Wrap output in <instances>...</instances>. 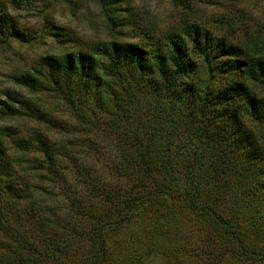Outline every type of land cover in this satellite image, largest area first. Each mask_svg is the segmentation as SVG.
<instances>
[{"label": "trees", "instance_id": "obj_1", "mask_svg": "<svg viewBox=\"0 0 264 264\" xmlns=\"http://www.w3.org/2000/svg\"><path fill=\"white\" fill-rule=\"evenodd\" d=\"M116 2L97 0L111 22ZM194 2L185 1L168 31L41 56L37 68L15 77L59 98L73 123L57 118L49 126L76 139L114 179L106 184L94 169H79L75 195L45 205L19 182L0 139V264H128L118 237L146 220L168 239L165 250L180 244L184 228L203 264H264V37L251 31L245 42L231 41L238 19L216 18L225 29L219 35L198 21ZM7 38L26 40L0 7V42ZM7 96L0 118L35 116L31 101ZM48 144L35 142L36 169L46 174L40 182L55 177ZM130 258L145 264L149 256Z\"/></svg>", "mask_w": 264, "mask_h": 264}, {"label": "rangeland", "instance_id": "obj_2", "mask_svg": "<svg viewBox=\"0 0 264 264\" xmlns=\"http://www.w3.org/2000/svg\"><path fill=\"white\" fill-rule=\"evenodd\" d=\"M185 1L117 0L118 19L111 22L97 0H0L2 13L10 25L26 37L25 41L7 38L0 42V101L9 99L7 95L11 94L19 101H31L38 109L35 116L17 114L0 118L1 145L5 156L18 169L19 182L33 186L29 188L46 197L45 205L56 206V203L65 202L66 195H75L73 190L77 188L75 178L79 169H94L96 176L100 173V179L106 184L114 178L102 172L103 162L95 163L93 154L89 157L83 148L79 151L76 139L61 134L58 126H49L47 121L57 118L62 120L61 123H73L72 118L63 113L59 98L45 91L32 92L19 85L15 77L37 68L41 56L60 58L77 50L90 51L98 42L115 40L131 43L152 28L157 34L168 31L183 15ZM194 4L199 11L195 16L198 21L219 35L225 36V29H220L216 18L226 14L238 19L235 20L238 23L235 34L228 37L231 41L243 43L251 31L264 37V0H198ZM15 104L20 106L19 102ZM39 138L46 140L56 154L55 177L50 182L47 179L40 182L41 172L36 169L39 168L37 160L42 158L35 145ZM22 140L31 142L33 146L24 151L20 146L25 142ZM99 147H103L106 155H112L108 146ZM16 206L21 212L28 207L25 202ZM146 222H139L137 226L134 223L130 230L118 237L121 242L118 251L128 264L135 252L143 253L145 250L149 256L145 264H203L202 251L195 248V243L188 244L184 228L178 237L180 244L175 249L165 250L168 239L153 234L151 223L147 222L148 225ZM186 235L190 238L188 232ZM112 253L115 255L114 251ZM118 259L116 256L115 260Z\"/></svg>", "mask_w": 264, "mask_h": 264}]
</instances>
